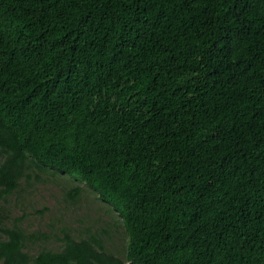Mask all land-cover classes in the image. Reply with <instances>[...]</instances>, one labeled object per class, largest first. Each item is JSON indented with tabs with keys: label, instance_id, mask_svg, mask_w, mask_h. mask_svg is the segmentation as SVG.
Here are the masks:
<instances>
[{
	"label": "trees",
	"instance_id": "obj_1",
	"mask_svg": "<svg viewBox=\"0 0 264 264\" xmlns=\"http://www.w3.org/2000/svg\"><path fill=\"white\" fill-rule=\"evenodd\" d=\"M38 172L122 258L103 227L31 252L1 202ZM0 264H264V0H0Z\"/></svg>",
	"mask_w": 264,
	"mask_h": 264
},
{
	"label": "rangeland",
	"instance_id": "obj_2",
	"mask_svg": "<svg viewBox=\"0 0 264 264\" xmlns=\"http://www.w3.org/2000/svg\"><path fill=\"white\" fill-rule=\"evenodd\" d=\"M39 173V172H38ZM50 173V171H49ZM40 180L33 177L29 185H20L23 191L14 193L5 202H1V210L8 215L5 224L17 222L21 229L30 234L45 232L49 239L46 242H36L30 245L34 253L40 246L56 249L57 241L53 236H61V231H67L77 236L83 235L85 227L91 231L106 228V250L122 258L125 244V234L117 215L107 205L98 201L93 192L84 184L79 183L81 191L75 202L65 196V190L76 183L69 176L46 181L44 174L39 173Z\"/></svg>",
	"mask_w": 264,
	"mask_h": 264
}]
</instances>
